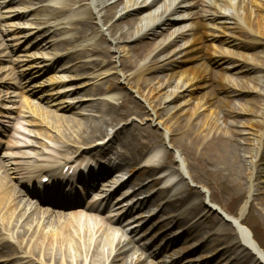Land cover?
<instances>
[{"label": "bare ground", "instance_id": "bare-ground-1", "mask_svg": "<svg viewBox=\"0 0 264 264\" xmlns=\"http://www.w3.org/2000/svg\"><path fill=\"white\" fill-rule=\"evenodd\" d=\"M22 1L24 0H3L0 2V9ZM148 1L143 0L141 3L134 1L131 6H127L131 1L43 0V2H48L42 7L41 12L44 13L43 16L48 17L45 22L46 25H49V29L45 30L44 26L39 24L33 28L23 27L19 23L14 24L13 21H9L8 26L14 27V32L35 30L36 42L34 46L39 50L43 51L50 46L54 47L55 53L47 58L49 62L45 57L29 56L33 60L40 59L42 64L35 67L38 73L44 70H53L58 60L70 55L79 56L78 60H80L83 55L88 53L96 54L97 59L95 60L99 61L98 64L88 67L96 69L100 65H105L110 57L108 56L109 49L104 46V40H102L105 33L101 24L108 26L107 31L112 43L138 42L130 49H126V51L132 52L133 60L126 58L119 61L121 68L117 70V74L125 82L131 80L137 82L143 75L150 72H168L169 76L166 81L155 83L149 80L138 89L153 116L158 117L155 103L158 102L165 110L162 120L166 119L163 125L167 133L166 140L185 157L187 168L192 173V180L211 187L213 183L207 178L212 177L220 182L221 187L229 195L244 185L248 190L247 199L237 215L231 218L234 232L229 229L228 225L220 224L222 219L214 215L209 208L201 218L214 225L220 224L221 237L223 242L228 244L227 252L236 253L235 259H239L241 264H264V249L255 241L250 230L243 225L242 221L252 193L258 191L260 182L264 180V111L260 115V119L257 120L255 118L256 111H253L251 107L241 106L237 111L226 107L211 110L210 102L204 100L205 102L199 108L197 107L192 113L185 115L186 110L183 105L185 96L189 98L194 91L207 85L208 76L205 67L209 62L222 64L227 60L232 70L237 74L257 71L258 66L247 63V57L243 54H235V57L240 56L243 59L241 61H232L235 58L234 55L226 51L221 52V60H215L209 56L203 50V45L209 38H219L220 32L217 30L207 31L205 22L220 25L226 24L229 18L233 19L235 20L234 29H240L246 37L245 41L235 46L244 49L264 46V41L259 39V36L264 37V0H210V2H202L199 5L200 12L191 17L194 25L190 34V45L180 52V59L176 62H169L166 58H162V51L166 47H157L153 51L157 53L146 60L148 44H142L139 41L149 36L155 39L162 32L169 31L172 24L170 20L173 19L177 10L182 7H194L195 4L189 0H168V4H163L159 16L153 18L150 24L134 26L136 19L142 21L143 17L130 18V16L137 14L144 6H150L153 3L148 5ZM134 6H137V9L129 10ZM219 8H231L234 12L225 15ZM7 12L11 13V16L8 17L17 19L31 16L26 8L24 10H7ZM117 15L118 19L112 22ZM33 19L36 20V23L41 20L39 17ZM94 23L98 25L97 28H94ZM62 28L72 31V35L62 39L55 38L56 31ZM5 33L7 31H2V34ZM92 33L101 34L102 38L91 43L96 37V34ZM48 34L49 40H45ZM26 36L22 38L27 40ZM88 36L90 37L88 38ZM15 39H17L16 36L13 37V40ZM222 41L235 44L229 39ZM17 43L15 42V45ZM124 51H120V54L125 56L127 53ZM55 58L57 59L52 61ZM4 59L0 55V61ZM192 61L198 62L199 66L197 68L188 67ZM86 65L80 64L75 68H72L73 66L64 68L62 65L63 68L60 70L76 72L85 68ZM1 71L2 69H0ZM108 73L109 71L106 69L95 78L107 76ZM245 77V75L240 76V78ZM62 78L64 77L61 73L57 79H54V84L61 85L68 81ZM7 80L13 79L8 75L5 79H0V87H18L15 82ZM70 80L72 79L70 78ZM48 83L50 82L48 81ZM173 83H175L173 90L168 93V88ZM113 85L110 83L108 89H97L96 92H93L107 96L98 101H88L80 97L76 98L77 100L68 98L58 101V98L73 92L72 88L66 86L64 91L60 90L54 96H50L49 99H54V103L50 105L53 110L44 109L38 105L33 106L27 99L23 100L24 105L20 109L21 113L18 114V118L21 119L19 124L22 125L23 135L27 139L21 140L19 136L11 135L10 138L15 141L10 140L7 147L22 150L18 153L5 155V162H0V215L3 217L6 212L10 214L1 218L2 221H0V259L2 257L0 264H143L142 261L132 262L129 260L131 254H135L133 251L135 248L134 238H127L123 234V229L116 226L122 223V219L127 218V213L124 212L117 219L111 217L112 215L103 219L99 213L102 210L108 213L114 209L124 210L127 205L112 206L116 200H111V198L120 187L129 179H132L133 192L136 189L139 192L147 186L160 184V181L163 182L167 176L173 174L175 161L172 160L171 153L168 151L156 160H153L151 155H146V147L159 144L162 141L161 135L157 132H145L136 136L134 140L121 141L119 133L116 131L106 143L103 142V137L108 136L109 127H115L131 114L136 117L145 115L142 108L132 104L128 98L113 97L110 94L108 96L107 92L115 90ZM212 91L216 95L222 94L224 97L240 96L244 91L256 92V86L252 85L249 88L247 85L244 89L238 90L234 86H228L220 81L214 85ZM11 96L12 94L0 100L9 103L15 102L8 101ZM115 101L120 102L116 104ZM2 108L5 113L0 111V117L13 118L11 116V112L14 111L12 108L6 106ZM74 109H79L81 112L75 114ZM199 109H203L207 114H197ZM72 114L80 115V119H74ZM33 119H40V121L36 123L32 121ZM226 122L227 126L222 127L221 125ZM171 123H177V129H171ZM38 126L49 130L53 135L43 129L40 131L31 129ZM177 133L178 139L175 138ZM244 135L252 137V141L256 142L257 146L250 149L242 148L239 141ZM42 137L46 138L49 143L36 141H42ZM97 140L101 141L97 142ZM92 143L96 147L92 150L87 149L86 152H92L87 160L92 157L94 160L105 157L102 165L97 169L85 166L88 170L87 175L77 176L72 179V182L67 181V178L62 176L63 171L65 168H68L67 171H69L75 166V162L80 158L82 152L78 153L83 147L92 145ZM117 145L126 146L129 149L128 152L125 154L120 151L116 147ZM35 148L39 150L37 151ZM49 148L54 154L46 152ZM109 154H112L115 159L112 164ZM43 155H48L49 159L40 160L39 158ZM17 157L29 159L22 164L26 165L23 167L28 173V183L36 188L35 202L28 198L31 195L30 191H26L24 194L10 185V166L16 164L13 163V160ZM37 161L44 165H35L34 162ZM136 163H140L138 168L141 170L134 173L128 180L123 181L122 177L109 180L110 184L101 185V194L97 195V192L93 191L92 187L99 178L109 176L116 170L128 171ZM165 170L170 172L167 175H162ZM13 172H17V170ZM157 175L159 179L154 178L144 185L148 178ZM44 178H50L47 184L41 183ZM74 183H78L80 186L75 189L73 188ZM178 184L179 181L168 182L162 188L169 191ZM39 188L41 189L39 190ZM43 189H45L44 193ZM96 189L99 190L98 187ZM176 194L179 201L183 203L189 200H195L196 204L203 202L198 192L184 184L176 189ZM259 200L261 208L257 211L259 216L264 219V202L262 199ZM45 202L60 208L64 213L44 209L42 205ZM80 205H82L81 208L74 207ZM14 206L15 209L11 212ZM147 206L157 207L162 213L167 212V206L162 205L159 202V197L155 195L139 203V208ZM81 209L87 214L81 213ZM197 210L196 207L187 208L185 218L196 216ZM201 218L197 220L196 226L203 224ZM171 223L179 225V221L175 218L171 220ZM133 231L136 233L137 230ZM238 236H241V240Z\"/></svg>", "mask_w": 264, "mask_h": 264}, {"label": "rangeland", "instance_id": "rangeland-1", "mask_svg": "<svg viewBox=\"0 0 264 264\" xmlns=\"http://www.w3.org/2000/svg\"><path fill=\"white\" fill-rule=\"evenodd\" d=\"M3 0H0L2 2ZM9 1V0H5ZM120 2L131 1L127 4V6H131L134 1H138L141 3L143 0H119ZM193 4L194 7H186L179 8L177 12L173 15V19L171 23V29L166 32H162L159 36L153 39L151 36L148 38H143L139 41L142 44H148V53L146 55V60H149L153 57L157 52H153L157 47H166L164 51H162V58H166L169 62H176L180 59V52L185 50L191 42L190 34L193 29V22L191 17L198 14L200 12L199 5L202 2H210V0H189ZM153 2L150 6H144L142 10L130 16V18H142V21H138L136 19V25L146 26L150 24L153 18H157L159 16L160 11L162 10L163 4L167 3L168 0H149V3ZM48 2H43V0H24L21 3H16L15 5L11 4L0 9V55L5 58L0 61V79H5L8 75L9 78L13 80H7L10 82H15L18 87H0V99L5 96L9 97L10 94L12 96L8 101L15 102H2L0 100V111L5 113L4 106L12 108L14 111L11 112V116L13 118L6 119L4 117H0V162H5V155L10 153H18L22 149L12 148L9 149L7 144L10 143V140L15 141L10 138L11 135L19 136L20 139H27L22 132V125L19 124L21 119L18 118V114L21 113L20 109L24 105L23 100L27 99V101L31 102L33 106H41L44 109L53 110L50 107L51 104L54 103V99H49L50 96H54L56 92L60 90H64L66 86L72 88L73 92H70L69 95H64L60 100L68 99V98H85L88 101L91 100H101L106 98L107 96L101 95V93H93L96 92L97 89H108L109 84H114L115 90L107 92V95L110 94L113 97H125L128 98L132 104H135L142 108L145 115L141 117H136L134 114H131L129 117L121 121L118 125L111 128L109 127L106 135L103 137V142L106 143L107 140L118 131L120 140L124 141L134 140L136 136L143 134L145 132H157L161 135L162 141L159 144H155L153 146L146 147V154L153 155V159L157 157H162L166 151L171 153L172 160L175 161L173 168V174L167 176L165 180L160 184H156L150 187H146L144 190H140L137 192V189L133 192V185L131 184L132 179H129L134 173L140 171L141 168L140 163H136L130 170L121 171L116 170L109 176H105L103 178H99L95 181L94 192L101 194L102 184H110L109 180H115L117 178H123V181L128 180L122 187L119 188L118 192L112 196L111 200H116L112 206H125L124 210H116L114 209L112 212L108 213L105 211H101L99 216L103 219H106L109 215L111 217L118 218L124 212L127 213V218L122 219L121 224H115L118 228L123 229V234L127 238H134L133 244L135 248V254H131L132 262L142 261L143 264H241L239 259H235L236 253L227 252L228 244L223 242V238L221 237L220 224L224 223L228 225L229 229L233 232L235 231L232 226L231 218L236 216L239 209L243 205L244 201L248 197L247 187L244 185L239 190H235L232 195L227 194L224 189L221 187L220 182L216 181L212 177L206 178L212 182L211 187L203 183H198L192 180V173L190 169L187 168L185 157L175 148L172 144H170L166 140L167 133L164 130V122L165 118L162 117L165 113V110L161 108L159 103H155V108L157 112V116H153L150 111V108L143 101L139 87L142 86L145 82L149 80L154 81L155 83H162L168 79V72L166 71H155L150 72L143 75L137 82H125L123 79H120V76L117 74V70L121 67L119 65V61H123L124 59L133 60L132 52L126 51V49H130L134 44L138 43L135 41H124L119 43H112V39L108 34L107 27L101 24V28L105 34H103V38L101 34H96L95 39L91 42L99 40L102 38L104 40V46L109 49L108 56L109 61L105 63V65H100L96 69L90 68L94 65H97L99 61L97 59L96 54L88 53L82 56V59L78 60L79 56L73 57L68 56L63 59H60L56 62L55 68L53 70H44L40 73L37 72L38 65L40 63V59H30L29 56L36 55L38 57H45L47 62H49V57L52 56L55 51H53V46L46 48L45 50H39L34 45L36 42L35 39V30L23 31V32H14V27H10L9 21H13L14 24H21L23 27H36L38 24L44 26L45 30L49 29V25H46V19L48 17L43 16L44 13L41 12L43 6L47 5ZM168 4V3H167ZM147 7V8H146ZM14 8L17 10H24L25 8L31 13V16H26L25 18H13L8 17L11 16V13H8L7 10ZM137 6L131 7L129 10H135ZM219 10L225 14L229 15L234 10L231 8H219ZM237 11V9H236ZM241 14L240 11H238ZM41 15V16H40ZM34 17H39L38 23L34 20ZM118 19V15L112 22H115ZM235 20L230 19L226 22V24H217L212 22H205V26L207 31L217 30L219 31V38H209L205 41L203 45V50L215 60H221V52L226 51L233 54H243L247 57V63L258 66L257 71H246L242 74H237L232 70L229 65V61H224L222 64H218L215 62H209L206 64L205 71L208 76V83L201 89H198L190 95V97H184L185 105V115H188L193 112L197 107L199 108L203 102L209 101L211 105V110L219 109V107H226L231 110L237 111L241 106L243 107H251L253 111H256V119H260V115L264 111V46H257L254 48L244 49L241 47L235 46L236 44L243 42L246 40L244 32L240 29H234ZM98 25L94 23V28H97ZM100 27V26H99ZM221 27V28H220ZM7 31V33L2 34V31ZM175 32V33H174ZM50 34V33H49ZM49 34L46 36L45 40H49ZM28 35V36H26ZM72 35V31L69 29H59L56 31L55 38L62 39L65 37H69ZM16 36L17 39L13 40V37ZM23 36L27 37L22 38ZM54 36V35H53ZM91 36V35H90ZM88 36V38L90 37ZM179 36V37H177ZM168 37V38H167ZM223 39H229L233 41L235 44L224 43ZM259 39L264 41V37L259 36ZM44 40V41H45ZM15 42H18L15 45ZM125 50L127 53L120 54V51ZM6 56V57H4ZM59 58V56H57ZM57 58L53 59L55 61ZM77 58V59H76ZM76 59V60H75ZM127 60V61H128ZM243 60L240 56H236L232 61H241ZM80 64H87L85 68L78 71H65L62 72L60 68L72 67L75 68ZM63 65V66H62ZM190 68H197L198 62L192 61L188 64ZM90 66V67H88ZM32 67V68H30ZM30 68V70H29ZM108 69L109 73L107 76H100L95 78L100 72H104ZM94 70V71H93ZM123 72V71H122ZM62 73V79H67L68 81L57 85L54 84V79H57L59 75ZM23 75V76H22ZM241 75H245V78H240ZM70 77L72 80H70ZM48 81L50 83H48ZM223 82L228 86H234L238 90L244 89L245 86L248 85L249 88L252 85L256 86V92H243L240 96H231L224 97L222 94L216 95L212 90L215 84L218 82ZM260 82V83H259ZM263 83V85H261ZM175 83L171 84L168 88V93L173 90V86ZM92 90V92H91ZM77 91V92H75ZM108 95V96H110ZM54 98V97H53ZM205 100V101H204ZM120 101H115L116 104H119ZM49 105V107H48ZM46 109V110H47ZM76 113L81 112L79 109L73 110ZM87 113L86 111H82ZM197 114L203 115L207 114L203 109H199ZM74 119H80V115H71ZM165 117V116H164ZM41 119V118H40ZM40 119H33L32 121L38 122ZM159 124V125H158ZM227 122L222 124L221 126H227ZM245 125L247 123L244 122ZM171 129L175 130L178 127V124L171 123ZM32 130L40 131L41 129L48 131L50 135H53L52 132L46 130L42 127L31 128ZM131 129V130H130ZM41 137V136H40ZM178 133L175 135V138L178 139ZM41 140H36L39 143H49L46 138L42 137ZM101 140H97V142ZM239 145L242 148L250 149L256 147V142L252 141V137L248 135H244L240 141ZM96 146L88 145L83 147L80 154V158L75 162L77 167L81 166L80 170L84 172L86 168L89 166L92 169L98 168V166L102 165V162L105 157L101 159H93L90 158L87 160V157L92 152H86L87 149H94ZM120 151L125 154L128 152V148L126 146H116ZM74 148V147H73ZM35 150H39L35 148ZM46 150V149H44ZM46 152L52 153L50 148L46 150ZM69 153V152H67ZM58 155V154H55ZM77 155V154H76ZM73 155V156H76ZM111 157V164L114 162V156L109 154V158ZM42 161H46L49 159L48 155H43L39 158ZM29 161V159L25 158H14L13 164L10 166L11 172L9 174L10 177V185L16 188L21 193H26V191H30L31 195L28 197L32 202H35L37 191L36 188L32 187V184L28 183V173H26L22 162ZM92 161V163H90ZM35 165H44L41 162H34ZM86 166V168H85ZM78 169V168H77ZM17 170V172H13ZM170 171L165 170L162 175H167ZM16 173V175H14ZM158 176V175H157ZM157 176H152L148 178L144 185L148 184L149 181L158 179ZM104 181V182H103ZM179 184L167 191L163 190L168 182H177ZM42 183V182H41ZM184 184L186 187L192 189L195 192H198L201 196L203 202L201 204H196L195 200H189L186 203L179 201L178 195L176 194V189ZM99 185V186H98ZM96 187L99 188L96 189ZM259 189L256 192L252 193V196L249 200V204L247 206L246 212L243 218V224L246 226L252 233L254 239L258 242V244L264 249V219L261 218L258 214V211L261 206V202L259 199H262L264 202V180L260 182L258 186ZM107 188V187H104ZM41 188H39L40 190ZM33 191V192H32ZM80 191V190H79ZM35 192V193H34ZM45 189H43V193ZM168 192V193H167ZM167 193V194H166ZM213 194V195H212ZM153 195L159 197V202L162 205L167 206V212L162 213L160 209L157 207H143L139 208V203L145 199H149ZM119 198V200H117ZM138 202V203H137ZM219 205V206H218ZM80 206H74L76 208H81ZM44 209L53 210L55 212H63L58 207L52 206L48 203H44L42 205ZM118 207V206H117ZM198 208L197 215L189 218L186 217L185 210L187 208L193 209ZM207 208L211 209L213 214L218 218L222 219L219 225H214L208 220H203L202 215L207 211ZM15 206L12 207L11 212L14 211ZM255 209V210H254ZM70 210V209H66ZM65 210V211H66ZM119 211V213H117ZM18 212V211H17ZM15 212V213H17ZM64 213V212H63ZM81 213L87 214L84 210L81 209ZM117 213V214H115ZM10 215L9 213H5L4 216ZM97 215V214H96ZM179 221V225H175L171 223V220L174 219ZM203 221V224L200 226H196L197 220L200 219ZM136 229V233L133 231ZM133 231V232H132ZM239 239L240 236H238ZM225 244V245H224ZM2 260V257L1 259ZM14 264V263H8Z\"/></svg>", "mask_w": 264, "mask_h": 264}]
</instances>
